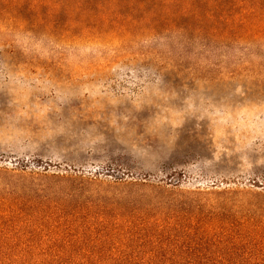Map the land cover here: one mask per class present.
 Here are the masks:
<instances>
[{"label":"rangeland","instance_id":"obj_1","mask_svg":"<svg viewBox=\"0 0 264 264\" xmlns=\"http://www.w3.org/2000/svg\"><path fill=\"white\" fill-rule=\"evenodd\" d=\"M87 1L0 0V264H264V0Z\"/></svg>","mask_w":264,"mask_h":264},{"label":"clouds","instance_id":"obj_2","mask_svg":"<svg viewBox=\"0 0 264 264\" xmlns=\"http://www.w3.org/2000/svg\"><path fill=\"white\" fill-rule=\"evenodd\" d=\"M4 39L12 40L26 53L34 52L43 58L51 55L49 47L45 45L43 39L36 40L31 33H25L22 29L13 30L10 25L0 22V40ZM94 47L95 45H92L86 50H92Z\"/></svg>","mask_w":264,"mask_h":264},{"label":"trees","instance_id":"obj_3","mask_svg":"<svg viewBox=\"0 0 264 264\" xmlns=\"http://www.w3.org/2000/svg\"><path fill=\"white\" fill-rule=\"evenodd\" d=\"M146 1H151V0H146ZM153 2L154 1H156V0H152ZM171 0H164V3H169ZM145 1H141V2H139V5H138V8H142V5H143V3H144ZM93 3H95L94 1H87V4H85L84 6H86V5H88V6H91V4H92V6H93ZM120 4H121V2H112L111 3V5L110 6H107V7H103L102 9H103V11H118L117 10V8H118V6H120ZM96 5L98 6V7H100L101 8V6H99L97 3H96ZM193 5V4H192ZM94 8H95V6H94ZM97 8V7H96ZM78 11H86V10H83L82 8H78ZM131 11H134V8L131 10ZM115 17H116V19L117 20H115L114 21V23H119L118 22V18H117V16H118V14H115L114 15ZM103 19H104V21L106 20V17H103ZM103 21V22H104Z\"/></svg>","mask_w":264,"mask_h":264}]
</instances>
